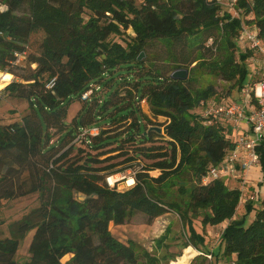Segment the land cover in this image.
Returning <instances> with one entry per match:
<instances>
[{
    "label": "trees",
    "instance_id": "16d2710c",
    "mask_svg": "<svg viewBox=\"0 0 264 264\" xmlns=\"http://www.w3.org/2000/svg\"><path fill=\"white\" fill-rule=\"evenodd\" d=\"M237 4L246 18L251 16L246 24L264 38V0H238ZM0 9V33L4 34L0 36V71L15 75L5 89L6 97L27 100L31 109L21 123L0 125L1 178L9 175L15 180L25 171L36 174L43 157L104 117L110 118V126L135 119L123 136H108L103 130L87 147L101 155L122 153L125 162L142 155L152 161L136 173L135 186L124 193L105 181L101 184L98 176L101 171L115 173L112 170L122 163L99 169L92 166L96 158L68 159L67 153L54 161L55 168L47 165L44 176L40 174V183L44 181L48 189L45 199L41 192L40 206L12 227L20 235L34 232L30 259L18 262L19 241L0 238V264H140V256L145 264H158L156 257L145 251L139 254L134 243H123L110 230L111 222L124 224L133 211L151 221L176 213L188 230L184 248L192 246L200 253L206 241L194 221L202 217L204 227L228 222L220 242L224 258L234 264H264V197L259 207L248 203L245 212L235 218L241 189L229 187L223 179L202 183L210 168L236 147L229 129L191 112L212 95V89L195 96L186 85L190 78H164L154 65L139 61L155 41L188 38L198 46L209 39L221 40L230 52L224 73L236 80L240 90L248 78L251 56V52H237L241 19L221 15L218 0H0ZM36 9L49 13L47 17L54 21L59 47L49 52L48 62L29 55L26 67L16 66L15 54L27 53ZM129 30L132 34H127ZM20 69L23 73L17 80ZM52 80L54 85L49 88ZM90 90L92 94L84 99ZM147 99L155 116L168 118L167 124H159L161 134L140 129L138 113ZM74 103L81 107L68 124ZM51 130L59 134L60 145H50ZM158 141L166 145H156ZM258 151L264 173V148ZM156 170L160 175L150 177L149 172ZM176 185L174 194L171 189ZM26 193L21 190L4 197L12 200ZM73 193L83 195V200H76ZM65 257L69 259L63 262Z\"/></svg>",
    "mask_w": 264,
    "mask_h": 264
},
{
    "label": "rangeland",
    "instance_id": "374dc122",
    "mask_svg": "<svg viewBox=\"0 0 264 264\" xmlns=\"http://www.w3.org/2000/svg\"><path fill=\"white\" fill-rule=\"evenodd\" d=\"M221 5V15L227 13L232 18L241 19L242 24H246V16L241 12L238 7V0H218ZM250 2L253 0H249ZM35 27L31 36L27 53L23 59L22 67H26L29 62V55L34 56L40 62H48L50 59L49 52L59 47V35L54 21L51 17H47L49 13L41 12L38 9L35 11ZM47 14V15H46ZM235 39L238 45V50H241L239 36ZM127 34H132L131 30ZM118 42H122V38H114ZM230 52L225 49L223 41L219 40L217 43L214 40L209 39L204 41L201 45L195 46L188 38H182L179 40L168 41H155L151 44L148 50L144 53L143 61H146V65H154L164 78H169L171 74L181 69L188 70L189 81L187 87L192 90V93L197 96L200 92L208 91L212 92V95L203 100L195 109L191 110L192 113L202 116L206 115V110L215 103H224L232 99H238L240 90L237 86L236 80H231L228 74H225L228 70L227 63L229 60L227 57ZM180 67V68H179ZM249 72H252V67L247 63ZM36 65H32V69H35ZM178 68V69H177ZM227 69V70H226ZM1 72V71H0ZM225 72V73H224ZM5 73V72H1ZM23 73L22 69L16 72L17 80H20V75ZM127 75L126 72H123ZM9 84L15 79V75ZM251 75L248 76L247 81H250ZM7 87V86H6ZM116 89V87H114ZM114 89H110L104 97L108 98ZM6 94V92H4ZM80 104L74 103L69 111L66 122L69 124L73 117L80 110ZM29 103L27 100L16 97H5L0 101V125L7 124L9 122H22L24 116L30 113ZM126 113V111L120 112ZM139 122L141 121L140 129L144 132V128L149 130L152 127H160L159 124H167L168 118L165 116H155L152 113L151 106L148 99L144 100L140 105V112L138 113ZM135 117L128 120L119 121L116 125L110 126L111 120L109 117H104L97 122V126L105 127L104 130L108 131V136L120 137L123 136L132 127L130 124L134 123ZM164 127V126H163ZM52 137L50 141L51 146H58L60 142L57 141L59 134L55 131H50ZM75 139L68 141L67 143L57 147L52 152L48 153L46 157H43L39 166V172H23L15 180L8 178L2 179L4 175V169L0 168V238L17 239L20 243V248L16 254L15 259L18 262H26L30 259L29 246L32 238V232L20 235L16 233L12 227L29 217L34 210H36L43 199L41 198V192L45 195L48 193L45 191V183L41 181L40 174L44 176L46 166L50 165V168H55L54 161L60 159L63 155L68 153V159H82L86 157H93L98 160L93 163L94 168H103L110 164H120L115 167L112 172L106 173L99 172L98 176L106 182V178L114 177L115 180H120L116 183V190L124 193L132 189L135 185L125 186L129 178H132L134 174L141 172V169L145 165L152 163L150 159H147L144 155L139 157L134 162H125L126 156L122 153L115 152L112 154L101 155L100 152L90 149L84 143H75ZM156 145L164 144L166 142H155ZM115 146V145H113ZM146 147H150L147 145ZM83 150V151H80ZM87 155V156H86ZM86 156V157H85ZM113 156L114 159H108ZM102 163H99L101 162ZM87 164V162H85ZM132 164V165H131ZM131 165L132 167H129ZM45 170V171H44ZM250 170H254L252 173H261L262 176L250 177L246 180L247 185L242 191V207L237 211V218H239L245 212V205L248 203H257L259 200L261 191L262 197H264V173L262 172V162L260 166L254 167ZM248 170V171H250ZM246 171V172H248ZM245 172H241L243 174ZM160 175V171H151L149 176L156 178ZM228 178V180L226 179ZM225 177L223 180H227L229 187L236 186L239 183L238 176ZM245 178V177H244ZM42 180V179H41ZM237 183H236V182ZM231 183V184H230ZM53 185V183H49ZM42 186V187H41ZM237 187H239L237 185ZM240 188V187H239ZM177 185L174 186L171 191L176 194ZM21 190H25L27 193L25 196L16 197L12 200H7L4 196L7 193L19 194ZM65 195L68 192L65 191ZM73 197L78 200H83V195L73 193ZM261 197V198H262ZM263 199V198H262ZM261 201V200H260ZM240 205V204H239ZM255 206V205H254ZM251 221V219H249ZM202 217L197 218L194 221V226L198 233L205 236L206 245L201 253L211 254L213 253L212 260L208 259L203 254H197L190 259L187 264H231L229 259L224 258L220 246L221 235L227 225L221 226H202ZM110 230L112 234L122 241L123 243L132 242L136 245L139 254L144 251L151 256L158 259V264H173L177 263L178 259L184 256V246L188 239V230L183 226L180 218L174 212L166 213L165 215L158 217L154 220H150L147 215L139 211H133L124 224L117 225L111 222ZM164 238V242L158 243V241ZM192 247V246H190ZM195 249L194 247H192ZM69 258H65L63 262H66ZM140 264H145V259L140 256Z\"/></svg>",
    "mask_w": 264,
    "mask_h": 264
},
{
    "label": "built area",
    "instance_id": "2783aa9c",
    "mask_svg": "<svg viewBox=\"0 0 264 264\" xmlns=\"http://www.w3.org/2000/svg\"><path fill=\"white\" fill-rule=\"evenodd\" d=\"M0 36L4 34L0 33ZM239 42L242 52H251L247 61L252 67V72L248 74V76L251 75L250 81H246L240 88L238 99L215 103L206 110L204 116L209 118V124L215 122L229 129L233 134L236 147L218 166L210 168L202 179L205 185L212 180L239 176L241 172L261 164V155L258 150L261 147L264 148V38L259 36L254 26L242 24ZM25 55L26 53H16L13 64L21 66ZM53 85L54 80L49 82L48 87L51 88ZM5 89L0 90V101L6 97ZM91 94L90 90L83 95V98H89ZM104 129L105 127L96 125L84 127L74 141L88 145L93 138L101 136ZM135 176L136 174L132 177L134 185ZM118 182L120 180L108 177L105 183L108 187L115 188ZM203 255L212 260V255Z\"/></svg>",
    "mask_w": 264,
    "mask_h": 264
},
{
    "label": "bare ground",
    "instance_id": "6f19581e",
    "mask_svg": "<svg viewBox=\"0 0 264 264\" xmlns=\"http://www.w3.org/2000/svg\"><path fill=\"white\" fill-rule=\"evenodd\" d=\"M13 78L14 77L11 73H8V72L1 73L0 72V90H3L4 88H6V86L9 84V82ZM133 184H134V180L132 178H129L125 186H132ZM196 253L197 251L195 249H193L192 247H188L185 249L184 256L179 258L177 263H173V264H187L190 259L195 257ZM65 258H63L62 261H64Z\"/></svg>",
    "mask_w": 264,
    "mask_h": 264
},
{
    "label": "crops",
    "instance_id": "0c3cea01",
    "mask_svg": "<svg viewBox=\"0 0 264 264\" xmlns=\"http://www.w3.org/2000/svg\"><path fill=\"white\" fill-rule=\"evenodd\" d=\"M254 170H250V171H248V172H245V173H243V174H239V176H238V179L240 180L239 181V183L237 184L239 187H240V189L242 190V191H244L243 189L245 188V185H247V183H246V180H248V178H250V177H256V176H262L261 175V173H259V172H257V173H252ZM245 177V178H244ZM233 178V180H235L234 179V177H231L230 179H232ZM227 180H228V178H226ZM227 180H225L226 182H227ZM236 182V181H235ZM237 183V182H236ZM231 184V183H230ZM237 185L235 186H231V187H237ZM238 187V188H239ZM259 194H260V196H259V200H257V203H254V205L256 206V207H259L260 206V200H262V195H261V191L259 190V192H258ZM262 197V198H261ZM243 205H242V202L240 203V205H239V207H238V210L239 209H241V207H242ZM253 216H254V214H252L251 216H250V219H251V221L253 220ZM235 218H237V215H236V217ZM228 225V222H224L223 223V225ZM222 225V224H221ZM221 225H218V226H221ZM33 234H34V232H33ZM33 234H32V237H33ZM32 239V238H31ZM196 251H197V254H200V252L197 250V249H195Z\"/></svg>",
    "mask_w": 264,
    "mask_h": 264
},
{
    "label": "water",
    "instance_id": "95a60500",
    "mask_svg": "<svg viewBox=\"0 0 264 264\" xmlns=\"http://www.w3.org/2000/svg\"><path fill=\"white\" fill-rule=\"evenodd\" d=\"M144 53H142L140 56H139V61H142L144 58ZM188 70L187 69H179V70H176L174 71L172 74H171V79L173 80H177V81H185L187 78H188ZM150 131H155L159 134L162 133V128L161 127H152L150 129Z\"/></svg>",
    "mask_w": 264,
    "mask_h": 264
},
{
    "label": "clouds",
    "instance_id": "9594fccd",
    "mask_svg": "<svg viewBox=\"0 0 264 264\" xmlns=\"http://www.w3.org/2000/svg\"><path fill=\"white\" fill-rule=\"evenodd\" d=\"M0 10H2V9H0Z\"/></svg>",
    "mask_w": 264,
    "mask_h": 264
}]
</instances>
